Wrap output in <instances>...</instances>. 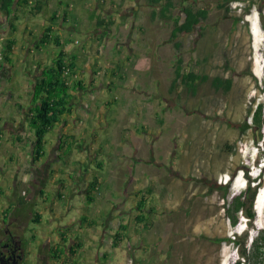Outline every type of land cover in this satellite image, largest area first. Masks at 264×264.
<instances>
[{"label":"crops","instance_id":"obj_1","mask_svg":"<svg viewBox=\"0 0 264 264\" xmlns=\"http://www.w3.org/2000/svg\"><path fill=\"white\" fill-rule=\"evenodd\" d=\"M19 1L10 23L0 13V153L9 148L18 153L8 156L11 165L18 164L16 174L10 173L13 185L33 181L35 133L28 124L27 111L40 67L61 52L75 63L69 111L45 137L46 155L39 163L50 160V176L29 217L27 249L38 253L44 263L47 259L48 264H104L111 259L112 248L121 249L126 259L131 255L136 264H157L163 259L153 253H163L170 234L180 236L189 231L194 238L211 237L215 222L212 213L204 220L188 215L195 212L191 208L199 196V184L186 185L175 176L171 179L166 165L172 156L177 175L196 171L194 161L190 171L181 162L185 150L177 157L174 147L175 155L172 146L166 153L162 146L167 139L165 129L171 124L170 77L166 82L159 71H146L148 66L143 63L149 62L143 58L139 61L131 53V38L125 45L116 43L115 32L107 41L102 38L106 23L98 24L103 19L100 0H30L29 5ZM38 2L40 12L31 14L30 7ZM40 14L43 21H31ZM49 28L60 38L61 46L46 42ZM79 29L86 33L83 42L74 35ZM110 59L115 60V67L100 72L99 65ZM142 73L150 74L152 80H142ZM76 81H81L82 87ZM149 84L152 90L147 89ZM107 91L116 95L109 97ZM62 142L64 148L60 149ZM164 154L167 156L161 160ZM225 173L227 170L217 164L215 177ZM215 183L222 189L227 187L225 181ZM186 194L193 204L184 203ZM88 195L92 201H88ZM211 202L216 199H208L210 208ZM76 205L79 209L71 215ZM61 207L68 208L67 212ZM57 217L67 223L60 222L53 228L50 220ZM226 219L230 222L227 215ZM89 230L100 242L86 241ZM90 247L98 249L95 252Z\"/></svg>","mask_w":264,"mask_h":264},{"label":"rangeland","instance_id":"obj_2","mask_svg":"<svg viewBox=\"0 0 264 264\" xmlns=\"http://www.w3.org/2000/svg\"><path fill=\"white\" fill-rule=\"evenodd\" d=\"M154 1L100 0V8L106 23L102 38L107 41L115 32L113 37L116 43L121 42L124 45L131 38L130 42L133 45L131 53L138 59L143 58L149 62L148 65L145 61L143 63L144 66H148L146 71H153L152 69L159 71L166 82L169 76L170 87L177 71L186 74L194 70L208 75V80L198 85L195 94L189 92L180 83L176 84L174 90L169 91L171 124L165 129L164 136L167 139L162 146L164 153L172 146V154L175 155L173 150L176 149L177 157L185 150L181 162L186 165V169L189 168V171L190 164L194 161L193 166L196 171L193 170L194 172L188 174L186 170L185 173L177 175L172 168L173 157L170 156L166 160L171 179L175 176L177 180L186 182V185L199 184H195L196 194L199 196L194 201V207L191 208L195 212L192 215L188 214L189 217L204 220L208 218L209 213H212L215 222L212 221L211 237L202 235L194 238L189 235V231L181 233L180 236L170 234L163 253L159 254L156 250L153 254L163 259L157 264H234L239 257L237 245L232 241L218 242L215 237L234 238L235 235L243 236L245 231L249 230L250 243L264 229L262 194H259L255 205L256 218L253 225L240 213L237 225L232 226L226 219L225 211L228 203H231L232 199L247 186L249 180L264 173V130L258 132L251 127L252 112L259 102H264V0H238L232 4L228 13L219 5V0H176L174 14H181L184 7H189L194 12L201 10L207 15L204 21L197 25L192 24V29L182 33L176 40L171 39L174 20L154 16L153 11L156 7L159 9L160 5L156 0ZM114 13V16L111 15ZM35 20L43 21L44 15L31 18V21ZM243 20L248 24H243ZM248 27L250 31H247ZM74 35L82 42L86 38V33L82 29L77 30ZM108 51L105 55L109 59L112 54H108ZM109 67H115L114 59L102 63L98 68L102 72ZM124 69L126 70L127 66ZM141 75L142 80H152L150 74ZM215 76L233 79L229 92L224 93L222 89H215L212 84ZM148 88L152 90L151 84ZM107 94L109 97L116 95L109 91ZM223 143L232 144L234 150L224 149ZM22 144L21 142L20 145ZM9 153L18 156L14 148L0 153V177L3 179L2 184L0 183L2 188L0 215L2 210H6L9 215L20 216L19 220L28 226L29 217L33 216L37 200L42 194L31 188L30 184L33 181L29 184L13 185L10 173L16 174L18 164L11 165ZM166 156V154L161 155V160H165ZM259 162L263 163L259 165ZM217 164L222 170H227L225 175L215 177ZM8 172L9 177L4 176V173ZM49 176L50 173L48 178ZM217 180L225 181L227 187L225 189L217 187L218 183H215ZM210 197L216 199V202H211L213 206L211 208L208 204ZM21 198L25 199L22 201ZM188 199L186 194L184 203L193 204L192 200ZM68 200L71 203V199ZM61 208V211L64 210L63 207ZM216 208L218 213L214 212ZM78 209L79 206L76 205L71 209L70 214L73 215ZM67 210L68 208L64 213ZM60 222L67 223L57 217L50 220L51 227L54 228ZM215 224L217 229H214ZM86 234L89 236L86 240L89 244L100 242V238L94 237L91 230ZM90 249L96 252L98 248L90 247ZM130 256L127 255L126 259L121 249L112 248L111 259L104 264H126L128 259L134 260ZM46 264H48L47 259ZM95 264L101 263L95 262ZM245 264H264V252L258 257H252Z\"/></svg>","mask_w":264,"mask_h":264},{"label":"trees","instance_id":"obj_3","mask_svg":"<svg viewBox=\"0 0 264 264\" xmlns=\"http://www.w3.org/2000/svg\"><path fill=\"white\" fill-rule=\"evenodd\" d=\"M30 0H24L23 4L29 5ZM155 2L154 0H150ZM159 3L158 7L153 11L154 16H161L164 19L174 20V27L171 32V39L176 40L179 36L192 29V24L197 25L207 18L201 10L194 12L189 7H184L181 14H174L173 10L176 8V0H156ZM238 0H219V5L228 13L231 10V6ZM21 4L19 0H0V13L4 16L7 23L13 21L18 6ZM41 3L38 2L34 7H30L31 14H38L41 10ZM262 13V12H261ZM56 16H53V20ZM105 20L100 19L98 24L103 26ZM264 26V23H263ZM45 33L46 42H54L55 45L61 46L60 38L55 37L52 29H48ZM70 67L72 70L71 76L66 77L63 75L64 68ZM73 69H75V63L66 59V55L61 52L51 63L40 67L41 74L36 79L31 92V101L28 105L27 121L30 129L35 133L33 140V183L31 188L38 190L40 194L45 192V183L48 180V171L50 170V160L47 163H39L40 160L46 155L45 149V137L54 128L55 124L61 121L63 115L69 111V106L72 101L73 95L70 92V80L73 76ZM208 75L200 74L194 70H190L186 74H182L180 71L176 72L174 82L171 85V90H174L176 84L180 83L184 85L189 92L195 94L198 89V85L201 82L208 80ZM264 78V77H263ZM80 87H82L81 81H76ZM212 84L217 90H223L224 93L229 92L233 85L232 78H222L215 76L212 79ZM264 88V87H263ZM22 108V105H20ZM252 124L251 127L255 128L258 132L264 130V102H259L252 112ZM1 141V135H0ZM64 148V142H62L60 149ZM71 147L69 146L68 149ZM226 150H234L232 144L226 143L223 146ZM93 182L90 185V189H93ZM257 187L251 183L243 189L238 195H236L231 203L225 208L226 215L230 218L232 226L237 225L240 219V213L246 218L247 222L253 225L256 218L255 200L257 195ZM0 193L2 191L0 190ZM90 194V191L88 192ZM25 198H21L23 201ZM88 201H92V197L88 195ZM143 204V202H142ZM141 207V206H140ZM249 230H246L243 236L235 235L234 238L222 237L215 238L216 241H232L237 245L239 251V257L234 264H245L249 262L252 257H258L261 252H264V229L261 234L256 238H253L249 243ZM117 240V238H116Z\"/></svg>","mask_w":264,"mask_h":264},{"label":"flooded vegetation","instance_id":"obj_4","mask_svg":"<svg viewBox=\"0 0 264 264\" xmlns=\"http://www.w3.org/2000/svg\"><path fill=\"white\" fill-rule=\"evenodd\" d=\"M243 24L248 22L243 20ZM0 216V264H46L38 253L27 249L28 226L19 220L20 216Z\"/></svg>","mask_w":264,"mask_h":264},{"label":"clouds","instance_id":"obj_5","mask_svg":"<svg viewBox=\"0 0 264 264\" xmlns=\"http://www.w3.org/2000/svg\"><path fill=\"white\" fill-rule=\"evenodd\" d=\"M263 162H259V165H261ZM262 176H264V173L262 174H260V175H256V176H254L251 180H249L248 181V183H247V186H248V184L249 183H251L253 186H255V187H257V195H256V200H255V205H256V203H257V201H258V196H259V194H262V192H264V183H262ZM262 183V184H261ZM246 186V187H247ZM245 187V188H246ZM244 188V189H245ZM263 195V194H262Z\"/></svg>","mask_w":264,"mask_h":264},{"label":"built area","instance_id":"obj_6","mask_svg":"<svg viewBox=\"0 0 264 264\" xmlns=\"http://www.w3.org/2000/svg\"><path fill=\"white\" fill-rule=\"evenodd\" d=\"M3 58L2 54L0 53V60ZM71 73H72V70L70 67H65L64 68V72H63V75L66 76V77H69L71 76ZM126 264H135L134 260L133 259H128L127 260V263Z\"/></svg>","mask_w":264,"mask_h":264},{"label":"bare ground","instance_id":"obj_7","mask_svg":"<svg viewBox=\"0 0 264 264\" xmlns=\"http://www.w3.org/2000/svg\"><path fill=\"white\" fill-rule=\"evenodd\" d=\"M263 196V195H262ZM263 199H264V196H263Z\"/></svg>","mask_w":264,"mask_h":264}]
</instances>
